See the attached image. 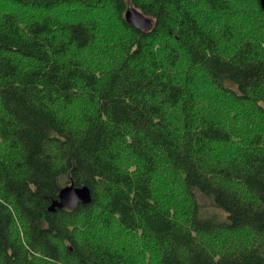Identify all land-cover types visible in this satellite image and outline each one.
<instances>
[{
    "label": "trees",
    "instance_id": "trees-1",
    "mask_svg": "<svg viewBox=\"0 0 264 264\" xmlns=\"http://www.w3.org/2000/svg\"><path fill=\"white\" fill-rule=\"evenodd\" d=\"M0 264H264L258 0H0Z\"/></svg>",
    "mask_w": 264,
    "mask_h": 264
},
{
    "label": "water",
    "instance_id": "water-1",
    "mask_svg": "<svg viewBox=\"0 0 264 264\" xmlns=\"http://www.w3.org/2000/svg\"><path fill=\"white\" fill-rule=\"evenodd\" d=\"M258 1L264 9V0ZM124 17L128 23L139 29L147 30L152 24L149 17L132 8L129 3L125 9ZM90 200V188L86 185L69 184L61 187L58 193V204L61 206L76 207L78 204L88 203Z\"/></svg>",
    "mask_w": 264,
    "mask_h": 264
},
{
    "label": "rangeland",
    "instance_id": "rangeland-1",
    "mask_svg": "<svg viewBox=\"0 0 264 264\" xmlns=\"http://www.w3.org/2000/svg\"><path fill=\"white\" fill-rule=\"evenodd\" d=\"M63 180H64V179H63ZM63 180H62V181H63ZM65 184L68 185L69 183H68V182H65ZM197 196H198L199 200H200L201 203H202V206H203V213H204V214L215 213V216L217 217V219H218V218L221 219V217L224 216V215H222V212H221L220 210L214 208L213 206L208 205V204H209V201H208V199H207L205 196H203L202 194H200V193H198V192H197Z\"/></svg>",
    "mask_w": 264,
    "mask_h": 264
}]
</instances>
